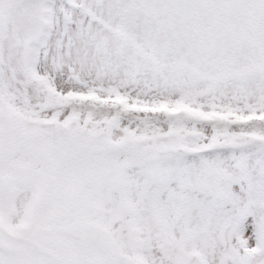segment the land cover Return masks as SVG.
<instances>
[{"label":"snow or ice","instance_id":"snow-or-ice-1","mask_svg":"<svg viewBox=\"0 0 264 264\" xmlns=\"http://www.w3.org/2000/svg\"><path fill=\"white\" fill-rule=\"evenodd\" d=\"M0 264H264V0H0Z\"/></svg>","mask_w":264,"mask_h":264}]
</instances>
